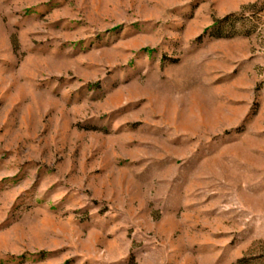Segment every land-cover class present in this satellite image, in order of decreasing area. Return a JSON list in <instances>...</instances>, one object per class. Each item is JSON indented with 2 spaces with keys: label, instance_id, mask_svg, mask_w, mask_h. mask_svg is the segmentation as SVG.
I'll return each mask as SVG.
<instances>
[{
  "label": "rangeland",
  "instance_id": "374dc122",
  "mask_svg": "<svg viewBox=\"0 0 264 264\" xmlns=\"http://www.w3.org/2000/svg\"><path fill=\"white\" fill-rule=\"evenodd\" d=\"M0 264H264V0H0Z\"/></svg>",
  "mask_w": 264,
  "mask_h": 264
}]
</instances>
